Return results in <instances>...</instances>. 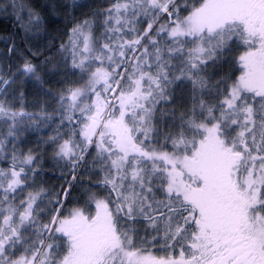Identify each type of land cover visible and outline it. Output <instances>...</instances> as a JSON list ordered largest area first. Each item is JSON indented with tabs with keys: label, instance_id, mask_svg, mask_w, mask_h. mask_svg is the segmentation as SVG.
I'll return each instance as SVG.
<instances>
[{
	"label": "snow or ice",
	"instance_id": "1",
	"mask_svg": "<svg viewBox=\"0 0 264 264\" xmlns=\"http://www.w3.org/2000/svg\"><path fill=\"white\" fill-rule=\"evenodd\" d=\"M82 6L47 5L70 24L55 61L41 12L0 0L22 34L0 51V264H264V0Z\"/></svg>",
	"mask_w": 264,
	"mask_h": 264
},
{
	"label": "trees",
	"instance_id": "2",
	"mask_svg": "<svg viewBox=\"0 0 264 264\" xmlns=\"http://www.w3.org/2000/svg\"><path fill=\"white\" fill-rule=\"evenodd\" d=\"M52 1V0H50ZM68 3H71V0H67ZM110 0H79V4L83 5L82 7H76L72 10V14L75 15L77 19H83L91 16L92 11L103 9L107 7ZM31 5L45 17L47 35H41L38 40L33 41V44L38 45L43 51L45 56H53L55 61L60 59L59 54L56 53L55 49H50L48 45L49 40H54L58 46V43L61 40L66 39L60 35V32L67 31L70 26L68 19H66L65 14L61 11L59 13L53 14L47 5L50 3L45 2L44 0H30ZM99 34V32H97ZM22 34L19 32V29L11 16L0 15V51H5V45L3 43L4 39L10 37H20ZM23 43L22 39H17V44ZM25 47H29L30 45L25 44ZM44 56H39L35 58L36 62L43 60ZM51 65L48 66L50 69ZM232 69L228 66H225L222 70L223 73L230 72ZM62 79V76L55 75L52 72H49L44 76V80L46 83L44 87L50 89L52 92L57 91L58 88L62 87L59 81ZM72 79H77L76 77H72ZM26 92V100L25 102L29 105L27 111L35 112L37 111V107H35V102L40 101L41 103H47L49 105V111L52 108L51 98L45 97L43 93L40 91L38 86H35L33 83H29L25 87ZM179 95V94H178ZM54 127V125L52 126ZM52 127L43 128L40 133L32 132L29 133L25 137L24 148L27 150L29 147H35L38 139L42 136L45 139L47 135L51 133ZM5 166L3 162H0V167ZM83 172V169L81 170ZM70 178V177H69ZM97 179L96 176H91L90 178L85 175L84 182L90 183L94 182ZM42 180L45 183L46 187L59 190L60 186L64 184V176L61 175L59 171H53L51 168V164L49 162L46 163L45 166V174L42 177ZM82 187L78 184L74 192H82ZM72 193V195H73ZM72 200V198H71ZM70 205V204H69ZM71 206V205H70ZM156 254L163 255V252L159 250V248L152 249Z\"/></svg>",
	"mask_w": 264,
	"mask_h": 264
},
{
	"label": "rangeland",
	"instance_id": "3",
	"mask_svg": "<svg viewBox=\"0 0 264 264\" xmlns=\"http://www.w3.org/2000/svg\"><path fill=\"white\" fill-rule=\"evenodd\" d=\"M32 1H34V0H32ZM45 2H52V1H50V0H44ZM51 67V66H50ZM51 156V154H50V152H49V148H48V150H47V157H50ZM47 157H46V159H47ZM48 162L51 164V161L50 160H48ZM82 192H83V190H82ZM82 192L81 191H79V192H74L73 193V195H72V202H74L77 198H79V197H81V195H82ZM70 205H71V203H70ZM70 205H68V206H70Z\"/></svg>",
	"mask_w": 264,
	"mask_h": 264
},
{
	"label": "flooded vegetation",
	"instance_id": "4",
	"mask_svg": "<svg viewBox=\"0 0 264 264\" xmlns=\"http://www.w3.org/2000/svg\"><path fill=\"white\" fill-rule=\"evenodd\" d=\"M49 152H50V154H51V148H49Z\"/></svg>",
	"mask_w": 264,
	"mask_h": 264
}]
</instances>
